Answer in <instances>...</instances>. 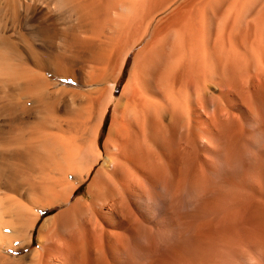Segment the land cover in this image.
<instances>
[{"label": "bare ground", "instance_id": "6f19581e", "mask_svg": "<svg viewBox=\"0 0 264 264\" xmlns=\"http://www.w3.org/2000/svg\"><path fill=\"white\" fill-rule=\"evenodd\" d=\"M52 5L98 64L52 88L0 35V264H264V0Z\"/></svg>", "mask_w": 264, "mask_h": 264}, {"label": "rangeland", "instance_id": "374dc122", "mask_svg": "<svg viewBox=\"0 0 264 264\" xmlns=\"http://www.w3.org/2000/svg\"><path fill=\"white\" fill-rule=\"evenodd\" d=\"M12 1L13 0H0V35L4 33L7 35L9 34L10 39L13 41L16 40L17 44L20 43V48L18 47V49L19 51L23 49L21 53H23L22 56L24 54V56H26H23L24 60H28L27 62L31 68L42 74V77H45L44 79H47V82L52 84V88H59L62 86L67 90H87L89 86L86 85V82L90 78L91 71L98 63L96 64L94 60L92 51L94 48L92 45L83 46L78 40L87 35L85 31L88 30L89 24L86 21L82 22L79 19L77 20V15L74 12L72 13L69 8L65 9L63 6L62 8L60 7V9L58 6H51V0L50 2L49 0H45L50 4L51 9L47 3L48 6L45 7V9L41 8L42 10H38L37 8L39 0H19V2L18 0H14L16 1V3L13 1L16 7L14 11L12 10ZM41 1L42 0H40V2ZM45 1L43 0L42 2ZM53 6H55V8ZM48 11L50 14H48ZM42 13L44 14L43 16ZM44 16L46 19H44ZM10 30H13L14 33L12 32L13 34H10ZM15 32L17 33L15 34ZM36 53L43 55V57L39 58ZM60 55H63V59L65 58L64 62L56 58ZM132 57L133 52L129 53L126 58L117 84L118 88L127 76ZM37 58L39 60H37ZM57 61L62 64H59ZM60 68H62L67 76L49 73ZM114 95H116V92ZM110 111L111 107L104 117V128L101 130V135L104 133L103 130H106L110 118ZM86 185L87 182H84L75 193V196L83 194ZM49 213L51 212L48 211L45 214L47 215ZM45 214H42V216H45Z\"/></svg>", "mask_w": 264, "mask_h": 264}]
</instances>
